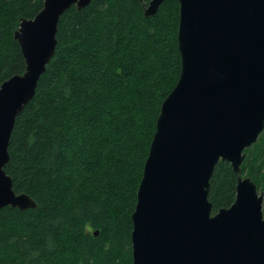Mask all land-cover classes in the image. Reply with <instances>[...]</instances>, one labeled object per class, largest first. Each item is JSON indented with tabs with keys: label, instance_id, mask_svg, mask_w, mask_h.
I'll return each mask as SVG.
<instances>
[{
	"label": "trees",
	"instance_id": "trees-1",
	"mask_svg": "<svg viewBox=\"0 0 264 264\" xmlns=\"http://www.w3.org/2000/svg\"><path fill=\"white\" fill-rule=\"evenodd\" d=\"M92 0L61 17L55 56L18 116L5 167L36 209H0V264H133L132 214L161 106L181 73L179 2ZM45 0H0V88L26 62L15 32ZM242 169L264 186V132ZM213 214L236 199L219 162ZM97 233V234H96Z\"/></svg>",
	"mask_w": 264,
	"mask_h": 264
},
{
	"label": "water",
	"instance_id": "water-1",
	"mask_svg": "<svg viewBox=\"0 0 264 264\" xmlns=\"http://www.w3.org/2000/svg\"><path fill=\"white\" fill-rule=\"evenodd\" d=\"M166 0H151L146 16ZM181 73L163 101L132 214L133 264H264V193L243 174L264 132V0H177ZM92 0H45L15 32L26 70L0 88V209H36L5 167L18 116L57 49L61 17ZM237 176L236 199L213 214L219 162ZM97 234V233H96Z\"/></svg>",
	"mask_w": 264,
	"mask_h": 264
},
{
	"label": "rangeland",
	"instance_id": "rangeland-1",
	"mask_svg": "<svg viewBox=\"0 0 264 264\" xmlns=\"http://www.w3.org/2000/svg\"><path fill=\"white\" fill-rule=\"evenodd\" d=\"M246 158H247V154H246ZM258 190H259L260 193H264V186H263V184L260 185V188H258ZM263 211H264V202H263Z\"/></svg>",
	"mask_w": 264,
	"mask_h": 264
}]
</instances>
